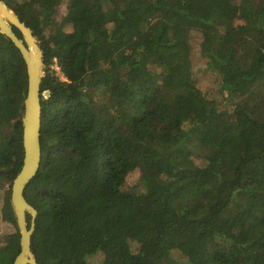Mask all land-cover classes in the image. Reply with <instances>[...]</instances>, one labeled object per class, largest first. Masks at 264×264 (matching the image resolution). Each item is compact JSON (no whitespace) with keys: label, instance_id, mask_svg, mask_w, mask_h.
<instances>
[{"label":"trees","instance_id":"16d2710c","mask_svg":"<svg viewBox=\"0 0 264 264\" xmlns=\"http://www.w3.org/2000/svg\"><path fill=\"white\" fill-rule=\"evenodd\" d=\"M2 1L36 38L49 93L24 189L37 264H96L117 241L127 255L110 264H177L172 251L181 264H264V0ZM26 92L0 33V190L21 169ZM0 219L15 226L9 200ZM19 249L0 234L14 252L0 264Z\"/></svg>","mask_w":264,"mask_h":264},{"label":"water","instance_id":"95a60500","mask_svg":"<svg viewBox=\"0 0 264 264\" xmlns=\"http://www.w3.org/2000/svg\"><path fill=\"white\" fill-rule=\"evenodd\" d=\"M13 28L20 33V37L15 34ZM0 33L19 51L27 74V92L21 118L23 159L21 169L12 181L8 199L15 217L20 246L13 264H37L30 250V238L35 229L37 212L25 200L24 189L36 175L41 159V102L49 96L48 91L40 94V83L44 76L43 54L32 32L2 0H0ZM27 215L30 218L29 224L26 222Z\"/></svg>","mask_w":264,"mask_h":264},{"label":"rangeland","instance_id":"374dc122","mask_svg":"<svg viewBox=\"0 0 264 264\" xmlns=\"http://www.w3.org/2000/svg\"><path fill=\"white\" fill-rule=\"evenodd\" d=\"M64 15L63 10H61L58 14V18L62 17ZM66 31H68L70 29L69 26H66L64 28ZM193 42H197L196 39L192 40V44H193V48L194 51L196 53V47L195 44ZM194 53V54H195ZM195 79L197 82V85L199 86V88L207 93V96H214V98L216 97V89H217V83H218V79L215 78V76L213 74H211L210 72H206L203 69V65L202 63L199 62V60L196 59L195 62ZM52 68L57 72V75L59 77H61L58 68L53 65ZM153 96H151L150 98H152ZM184 103L183 101H179L177 103V108L178 110L170 115V118L175 119L180 117V109L183 107ZM158 129L159 127L161 128L162 125L157 126ZM124 161V165L126 166V162ZM135 181V176L134 175H130L127 178V184L132 183ZM9 199V189L4 187L0 190V204L3 203L4 201ZM142 207H146L147 204H144L143 202H141ZM10 232H13L15 235H18V231L16 226H10L4 222L1 221L0 219V234L4 235V234H8ZM163 248H160V251L162 252ZM108 253H99L96 256H93L90 260V263H96V264H110L113 260H115L116 258H125V256L127 255V248L125 246V244H123L120 241L117 242H112L110 244V248L108 250ZM0 253L3 254H13L14 252L11 251H1ZM168 257L173 260L174 262H176L177 264H181L180 258L178 257V254L176 251H172L169 253ZM165 261V259H164Z\"/></svg>","mask_w":264,"mask_h":264}]
</instances>
